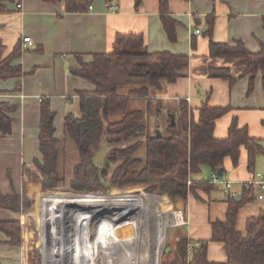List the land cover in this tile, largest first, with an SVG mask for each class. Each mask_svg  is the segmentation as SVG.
<instances>
[{"label":"crops","instance_id":"obj_1","mask_svg":"<svg viewBox=\"0 0 264 264\" xmlns=\"http://www.w3.org/2000/svg\"><path fill=\"white\" fill-rule=\"evenodd\" d=\"M89 1L91 9L88 7L76 13H63L62 4L45 3L42 0H14L7 4V11L0 12V44L4 56L17 43L21 44L23 36L32 40V45L23 49L15 62L25 75L19 79L0 81V100L17 106L12 115L11 134L0 136V193L4 196L17 194L22 203L18 212L0 208V221H18L22 232L27 225V213L23 212L27 206L24 198H28L30 191L35 192L34 200L39 207L41 193L44 191L37 186L36 181L37 177L42 180L43 176L33 164L35 158H40L37 139L40 99L48 98L55 112L57 137L58 131L63 133L65 114H76L77 93L94 90L91 83L72 75L69 69L79 66L78 57L89 62L91 54L111 51L117 34H140L150 52L165 51L189 58L186 76L174 83H164L160 92L151 90L149 101H162L167 114L171 111L179 112L180 102L185 101L196 117L197 109L206 93H209L210 106L230 109L215 121V138H225L235 118L239 127L247 128L250 137L264 141L262 74L259 72L255 76L253 90L247 94L249 77L243 74V68L232 59L209 57L208 38L192 34L196 28L205 32L208 28L207 17L213 16L214 42L233 44L241 41L250 52H258L260 43L264 42V0H168L169 15L178 23L174 42L168 40L161 24L158 0ZM17 4H21V9L16 8ZM210 69H227L235 78L232 86L227 80L209 77ZM162 127L157 126L155 131L161 132ZM261 158L264 159V156L256 158L253 172L246 168L245 149L240 150L236 167H232L229 158L223 162L224 175L221 179L232 183V191L236 196H239L244 184L253 183L255 200L245 204L237 215L236 229L242 234L245 232L247 218L257 216L264 209V189L256 183V174L264 175V167L259 166V161L263 160ZM208 175L210 179L209 172ZM260 194L263 195L262 199L257 198ZM197 195L198 199L189 195L186 204H181L185 218L183 229L191 247H198L201 240L209 241V221L224 220L227 209V192L223 185H215L208 194L198 191ZM139 196L142 197L134 194L126 197L135 201ZM141 200L152 207L151 213H154L158 208L157 201L165 202V197L156 199V195H149L148 200ZM170 211L174 217L172 225H181L182 211ZM140 216L133 210L123 213V232L132 242L130 250L127 245L128 259L133 247L132 237L137 231L135 220ZM6 241L7 238L0 232V264H28L24 234L23 244L19 247L10 246ZM122 249L121 245L120 258ZM225 258L222 244L209 241L207 260L224 262Z\"/></svg>","mask_w":264,"mask_h":264},{"label":"trees","instance_id":"obj_2","mask_svg":"<svg viewBox=\"0 0 264 264\" xmlns=\"http://www.w3.org/2000/svg\"><path fill=\"white\" fill-rule=\"evenodd\" d=\"M13 1L0 0V12L7 11V4ZM42 1L62 4L63 13L83 12L90 7L89 0ZM158 5L163 29L168 40L174 42L178 23L169 15L168 0H158ZM207 21L208 28L202 35L208 38L209 57L235 60V63L243 68V74L249 77L247 94L252 92L255 76L259 72L262 74L264 85V42L260 43L259 51L255 53L247 50L241 41H235L233 44L214 42L213 16H208ZM262 24L264 28V17ZM22 50L19 42L4 56V49L0 44V81L19 79L25 75L20 65L15 63ZM78 63L79 66L70 68L69 72L91 83L94 90L79 91V114L68 112L63 119V135L75 144L78 155V162L73 168L68 187L75 192H84L76 194L73 200V209H76V212H73L68 224V251L74 248L70 242L74 234L75 213L83 215L82 200L83 195L89 193L87 191L104 189L106 183L116 190L142 189L146 193L164 194L173 203L186 204L189 195L198 199V191L208 194L214 188L215 185L210 179L198 177L202 172L208 171L211 175L217 174L221 169L224 175V160L229 158L232 167H236L241 149L247 152V170L253 172L256 158L264 156V141L250 137L247 128L239 127L235 118L231 121L225 138L214 137L215 121L230 109L210 106L209 93H206L197 109L196 117L186 102L181 101L179 114L169 115L165 133L159 132V136L156 131L147 134L144 113L141 110H127L130 99L149 101L151 90L160 92L164 83H174L185 77L189 64L187 56L165 51L150 52L144 45L142 35L124 33L115 36L111 51L91 54L89 62L78 57ZM209 77L227 80L230 86L235 81L227 69H210ZM122 87L130 89L126 94H119L118 89ZM16 109V105L0 100V136L11 134L12 115ZM54 118L55 112L49 99L41 98L37 130L40 158H35L33 164L43 176L41 188L44 191L60 186L64 181L58 173L60 150L57 146ZM262 125L264 126V120ZM102 140L112 145H125L112 148L108 159L116 165L111 172L101 170V165L94 161L95 151L99 149ZM142 146L145 149L144 159L135 158L134 153ZM42 194L52 206L56 194ZM106 195L102 192L87 195L90 227V221L94 227L103 222L104 219L93 217V211L102 206ZM63 197L67 201L68 193H64ZM137 198L136 200H139ZM141 198L146 199L145 195ZM254 200L252 183L244 184L239 196L227 195L224 220L209 221V241L222 244L226 257L224 262H209V241L201 240L198 247H191L184 233L181 237L174 238L175 248L173 251L170 248L167 252L171 257L169 264H264V209H261L257 216L247 218L244 234L236 229L239 210ZM41 201L40 199L39 202ZM21 205L19 195L13 193L4 196L0 193V208L18 212ZM142 205L145 203L142 202ZM39 220L43 225V220ZM0 232L7 238L8 245L19 247L23 244L20 222L1 220ZM43 238L44 232L42 249ZM82 258L81 256L75 259L73 255L67 264H83Z\"/></svg>","mask_w":264,"mask_h":264},{"label":"rangeland","instance_id":"obj_3","mask_svg":"<svg viewBox=\"0 0 264 264\" xmlns=\"http://www.w3.org/2000/svg\"><path fill=\"white\" fill-rule=\"evenodd\" d=\"M126 89L129 90L130 88H119L118 93L126 94ZM147 103H149V107L147 106ZM137 109L141 110L144 113V122L146 124L147 134H153L157 126H163L161 132L165 133V127L168 124L169 115L173 114L177 116L179 114L178 111H171V113L167 114L164 110L162 101H147L145 99L137 98L130 99L127 110L132 111ZM74 110H76V114H79L78 103H76ZM58 126L59 125L57 124V127ZM58 133L59 135H57V146L60 150L58 159V173L59 177L64 181L62 182V185L42 192L48 195L56 194L52 200V206H50L47 203L46 199L43 198L42 193V201L39 202V207L34 200L36 199L35 192L30 191L27 195L28 198H24L27 206H25L23 212L27 213V225H25L23 228V234L26 243L25 257L28 260V264H67L68 259L71 260V257L73 258V255L75 259L81 258L82 256L83 264H131V254L129 255L130 257L128 259L129 252L127 245H129L130 250L132 244L129 242L126 233L124 235L123 232V213H129L130 210H133L138 214H141L143 217L148 218L150 213L152 212V207H150L148 204L142 205L141 196H139V200H128L126 196L131 194L142 195L143 197L145 195V200H148L149 195H156V199H158L160 196L165 197V202L164 200L157 201L158 209H163V215L165 218L164 221L166 224L164 225L166 226L165 246L162 250L159 264H169V260L171 257L167 255L165 248H172L173 251L175 248L174 238L181 237L185 232L183 229L185 218L183 206H181L182 203H173L164 194L146 193L142 189L116 190V188L114 189L106 183H104V189L87 191L89 193L83 195L82 203L84 204V213L83 215L75 213L74 218V234L72 237V241L70 242L74 248L72 251L67 250L68 224L70 218L73 215V212H76V209H73V200L76 194L84 192H75L68 187V182L72 176L73 168L78 162V155L75 144L71 140L66 138L63 133L60 134L59 131ZM104 144L107 150V155L104 163L101 165V170L111 172V170L116 165L115 162H111L108 159L112 148L116 146L122 147L125 145H112L106 140L104 141ZM98 151L99 149L95 151V154H97ZM133 156L138 159H144V146L140 147ZM263 161L264 159L259 161L260 168L264 167V163H262ZM198 177L209 178V175L206 171L202 172L201 175H198ZM36 181L37 186L39 185V187L41 188V178L37 177ZM112 189L118 191V193H111ZM95 192H102L107 194L106 197L102 200V206H100L97 211H93V217H99L104 220L95 227L94 224H92V222L90 221L92 227V229H90L91 227L87 217L88 212L86 197L88 194H92ZM64 193H68L67 201L63 197ZM123 202L124 205H122ZM177 209H180L182 211L183 223L181 225H172L174 217L170 210ZM40 218L43 220V225L39 220ZM188 228L189 227H186V229ZM43 232L44 238L42 249ZM121 245L123 247V254L120 258Z\"/></svg>","mask_w":264,"mask_h":264},{"label":"bare ground","instance_id":"obj_4","mask_svg":"<svg viewBox=\"0 0 264 264\" xmlns=\"http://www.w3.org/2000/svg\"><path fill=\"white\" fill-rule=\"evenodd\" d=\"M164 219L163 209L157 208L148 218L140 216L135 220L137 231L132 237L131 264L160 263L166 237Z\"/></svg>","mask_w":264,"mask_h":264},{"label":"built area","instance_id":"obj_5","mask_svg":"<svg viewBox=\"0 0 264 264\" xmlns=\"http://www.w3.org/2000/svg\"><path fill=\"white\" fill-rule=\"evenodd\" d=\"M16 8L17 9H21V4H17L16 5ZM89 9H91V7H89ZM203 31L200 30V29H194L193 30V35H202ZM32 45V40L30 37H26V36H23L21 38V48L22 49H26L28 47H30ZM256 183L258 184V186L261 188V189H264V175H262L261 173H257L256 174ZM210 181L212 184L214 185H223L224 189L226 190L227 192V195L229 197H234L236 196V194L232 191V183L229 182V181H223L221 179V177H219L217 174H211L210 175ZM253 184V183H252ZM258 199H262L263 198V195L260 194L257 196ZM184 224V223H183ZM190 249V247H189Z\"/></svg>","mask_w":264,"mask_h":264},{"label":"water","instance_id":"obj_6","mask_svg":"<svg viewBox=\"0 0 264 264\" xmlns=\"http://www.w3.org/2000/svg\"><path fill=\"white\" fill-rule=\"evenodd\" d=\"M173 124H174L173 117H171V125H173ZM156 135L159 136L160 135L159 132H157ZM106 155H107V150L105 148L104 140H102L101 143H100L99 151L94 156L95 163H97L99 165H102L104 163V161H105ZM217 175L219 177H222V171H221V169H219L217 171ZM111 193H118V191L112 189L111 190ZM169 250H170L169 247H166L165 248V251L166 252H168Z\"/></svg>","mask_w":264,"mask_h":264}]
</instances>
